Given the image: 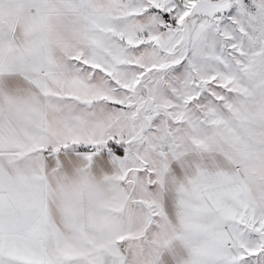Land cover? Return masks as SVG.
<instances>
[{
  "label": "snow or ice",
  "instance_id": "snow-or-ice-1",
  "mask_svg": "<svg viewBox=\"0 0 264 264\" xmlns=\"http://www.w3.org/2000/svg\"><path fill=\"white\" fill-rule=\"evenodd\" d=\"M0 264H264V0H0Z\"/></svg>",
  "mask_w": 264,
  "mask_h": 264
}]
</instances>
